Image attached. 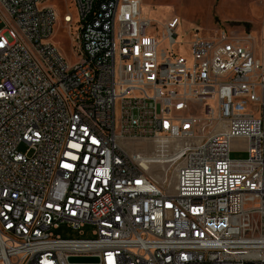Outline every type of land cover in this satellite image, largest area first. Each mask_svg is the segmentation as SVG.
<instances>
[{"label": "built area", "instance_id": "1", "mask_svg": "<svg viewBox=\"0 0 264 264\" xmlns=\"http://www.w3.org/2000/svg\"><path fill=\"white\" fill-rule=\"evenodd\" d=\"M71 1L0 0V264H264V39Z\"/></svg>", "mask_w": 264, "mask_h": 264}, {"label": "rangeland", "instance_id": "2", "mask_svg": "<svg viewBox=\"0 0 264 264\" xmlns=\"http://www.w3.org/2000/svg\"><path fill=\"white\" fill-rule=\"evenodd\" d=\"M142 10L147 17L156 23L161 29L175 18L179 19L176 31L174 49L184 53L186 45L195 35L211 37L222 30L241 31V35L249 32L256 40L257 49H261V41L264 39V0H141ZM47 3L55 8L59 14L58 23L55 26L53 41L66 60L74 64L78 56L73 49V38L77 33L74 25L71 29L62 21L65 13L76 18V10L71 0H47ZM4 24H0V29ZM246 31V32H245ZM25 153L27 147L21 144L18 148ZM230 156L233 159H244L246 152L233 151ZM151 177L158 182L170 179L171 170L166 165L155 166L151 171ZM92 226L84 229L83 238H92ZM55 234L65 238L81 237L78 231L71 230L62 225Z\"/></svg>", "mask_w": 264, "mask_h": 264}, {"label": "bare ground", "instance_id": "3", "mask_svg": "<svg viewBox=\"0 0 264 264\" xmlns=\"http://www.w3.org/2000/svg\"><path fill=\"white\" fill-rule=\"evenodd\" d=\"M142 2V1H141Z\"/></svg>", "mask_w": 264, "mask_h": 264}]
</instances>
